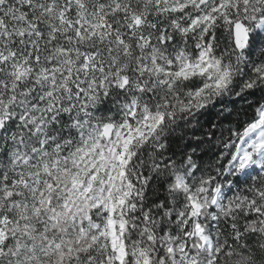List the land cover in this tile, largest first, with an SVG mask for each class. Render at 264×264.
<instances>
[{
    "label": "snow or ice",
    "instance_id": "6c2138e0",
    "mask_svg": "<svg viewBox=\"0 0 264 264\" xmlns=\"http://www.w3.org/2000/svg\"><path fill=\"white\" fill-rule=\"evenodd\" d=\"M0 264H264V0H0Z\"/></svg>",
    "mask_w": 264,
    "mask_h": 264
}]
</instances>
